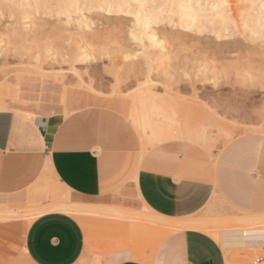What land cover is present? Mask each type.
<instances>
[{
	"label": "rangeland",
	"instance_id": "rangeland-1",
	"mask_svg": "<svg viewBox=\"0 0 264 264\" xmlns=\"http://www.w3.org/2000/svg\"><path fill=\"white\" fill-rule=\"evenodd\" d=\"M127 1L129 12L92 10L93 16L83 8L84 16L79 11L54 15L42 13V9L32 24L44 28L40 35L28 29L17 35L2 18L0 50H4L7 62L0 63V110L32 118L54 117L64 123L97 116L105 137L130 135L140 158L156 143L188 139L197 144L188 145L197 157L196 165L204 176H209L205 166L215 165L217 153L228 145L200 144L245 135L264 136V0H187L181 7L177 0ZM219 1L224 2V18L217 16L222 9ZM198 6L204 15L201 20L206 22L193 27L190 22L197 17L194 13ZM142 10L158 15V20H148L149 28L144 27L143 19L136 20ZM183 13L194 14L186 17L188 27L180 25ZM81 19L91 22L90 27H77L74 23ZM67 20L74 25H66ZM152 34L160 40L165 38L161 42L166 43L167 51L162 59L150 60L152 69L148 71L149 60H143L140 41L135 38L142 36L148 43ZM172 35L180 40H172ZM158 49L156 46L151 50ZM79 50L88 57L71 66L67 58ZM147 76L153 80L150 87L157 103L170 118L168 122L177 128L170 134L154 136L150 124L139 121L140 114L133 109L136 93L149 86L144 83ZM162 119L160 115L151 116V121ZM74 203L81 206L76 205L85 215L80 221L88 230L84 253L76 264H104L105 259L112 254L117 258L123 250H132L135 259L148 260L146 253L153 252L165 236L186 228L154 216L147 207L134 210ZM35 207H0V223L30 220ZM223 213V209L210 204L190 218L210 222L192 228L220 240L224 230L264 228V216L246 223ZM246 216L244 219H248ZM214 217L216 222L211 220ZM1 241L0 264H34L18 241L8 240L6 245ZM251 249L236 253L242 251L253 261L260 252Z\"/></svg>",
	"mask_w": 264,
	"mask_h": 264
},
{
	"label": "crops",
	"instance_id": "crops-1",
	"mask_svg": "<svg viewBox=\"0 0 264 264\" xmlns=\"http://www.w3.org/2000/svg\"><path fill=\"white\" fill-rule=\"evenodd\" d=\"M101 129L97 116L64 123L54 117L0 110V207L32 205L50 210L83 201L134 210L147 207L153 215L178 221L213 204L223 209L224 216L242 221L264 216V136L200 144L228 145L217 153L215 165L205 166L210 174L204 176L188 147L197 144L188 139L156 143L140 158L130 135L108 138ZM49 210L30 220L1 222V242L18 241L34 264H76L88 237L80 221L85 215L78 218L62 209ZM246 215L250 218L243 219ZM257 230L264 228L223 231L228 235L222 236L228 241L224 245L206 231L186 227L165 236L153 252L146 253L148 260L135 259L132 250H123L103 263L264 264V233ZM237 235L244 244L231 240ZM250 247L260 252L253 261L242 251L236 253Z\"/></svg>",
	"mask_w": 264,
	"mask_h": 264
},
{
	"label": "bare ground",
	"instance_id": "bare-ground-1",
	"mask_svg": "<svg viewBox=\"0 0 264 264\" xmlns=\"http://www.w3.org/2000/svg\"><path fill=\"white\" fill-rule=\"evenodd\" d=\"M186 1L187 0H177L178 6L181 7L182 4ZM218 3H219V6H221V7L224 5V2L219 1ZM129 5L130 4L128 3L127 0H0V20L2 18H5L6 21L8 22L7 26L11 29V31H13L14 33H17V35L20 34L21 31H24V29H28V30H31L35 33H39V35H40V33H42L44 31V28L41 25L37 27V25H32V24H33V20H35L37 15L41 13L42 9H44V10H42V11H44L42 13H45V11H48L49 13H52L54 15H56V14H67V13H73V12L79 11L80 16H84V12H83L84 9L89 10L91 12L90 13L91 15L93 14L92 10L93 11L102 10V11L107 12V13H110V12L120 13V12L127 11ZM82 8H83V10H82ZM212 8H214V7H212ZM224 10H225V8L222 7V9H220L217 12V16H218V14L221 15V13ZM201 11H202V7L198 6L195 10V13H194L197 17L194 20H192V22H190L193 27H200L201 25H199V24H202V22H206V21L201 20L202 17L204 16L202 13H199ZM127 12H129V9ZM194 14L190 15V14H184L183 13V15H181L180 25L183 27H188L190 24H188V23L186 24V17L187 16L191 17ZM67 15H69V14H67ZM80 16H78V17L76 16V17L79 18ZM221 17H223V14L221 15ZM140 19L144 20V27L149 28V25H147L148 20L152 19L153 21H156V20H158V15L155 14L154 12H151V11L148 12L146 10H142L141 16L137 17L136 20L139 21ZM212 19H209V20H212ZM207 22H208V19H207ZM64 23L66 25H72L73 24L69 20L65 21ZM92 23H94V22L92 21ZM74 24L80 28L81 27H90L91 22L89 23V22L85 21L84 19H81V21L76 22ZM262 26H264V20L262 21ZM41 28H43V29H41ZM98 29H96L95 32H98L97 31ZM99 31H101V30H99ZM55 32H57V31H55ZM98 34H99V32H98ZM96 35H97V33H96ZM155 36H156L155 34H152L151 42H148V43L143 42L142 36H136V38H135L136 40L140 41V44L142 47V52H143V54H142L143 60H149L147 63L148 71H151V69H152L151 61H156V60L162 59V57L165 56L166 51H167L166 43L161 42L162 40L164 41L165 38L163 37V39L160 40L159 38H155ZM171 39L172 40H180V38H178L174 35H172ZM156 46H158V48H159L157 51L151 50L153 48H156ZM219 50H222V49H219ZM2 51L4 52V50H0V63L4 64L7 62L6 61L7 58L4 55L5 53L3 54ZM84 54H85L84 51L79 50L78 52H75L73 56L68 57L67 60L71 62V64H72L71 66H74V63L76 61L84 60L88 57V55L83 56ZM67 56H69V55H67ZM36 60L38 62V61H40V58L37 57ZM78 75H80V74H78ZM80 76L83 77L82 75H80ZM152 81L153 80L149 76H147L144 83L149 84V86L142 87L136 93L135 98H134L135 101H134L133 109L136 111V113L138 112L140 114L139 121L142 120V122L144 121L145 123L150 124V126L153 130L154 136L157 137V136L162 135V134H170V133L174 132L175 130H177V128H175L174 124L168 122V120L170 118L164 114V108L157 103L155 96L152 92V89L150 87V84ZM153 115H160L163 119L157 120V121L156 120L151 121V116H153ZM143 124L144 123L141 124V128H142ZM76 205L80 206L79 204H76V203H75V205L58 204V205L50 207V210H51V208L52 209L54 208L57 210L62 209L63 211L64 210L66 212L68 211L67 213L71 212V213L76 214L78 218H82V215L79 213V209H81L80 208L81 206L78 207ZM46 209L49 210L48 208H42V207L36 208L33 212V214H34L33 218L36 217L37 214L39 215V213H42V211H45ZM88 211H91V210H88ZM154 216H155V214H154ZM212 217L213 216H211L210 218H212ZM217 217H219V216L217 215ZM242 218L244 219L245 217H242ZM164 219L165 218H162V220H164ZM216 219L217 218L214 217L211 220H213V222H216L217 221ZM228 219L229 218H226L225 220H228ZM234 220H235V218H233V221ZM239 220L240 219L238 218V221ZM240 221H242V220H240ZM209 222H204L203 220L199 221V220H195V219H184V220L175 221V223L180 224L181 226L191 227V228L199 226V224L204 225L205 223H209ZM245 222L247 223V221H245ZM234 223H235V221H234ZM239 230H240V228L235 229V231H239ZM224 231H226V230H224ZM222 232H221V238H222V236H225V237L228 236V235H222ZM233 236H235V235H233ZM226 238H228V237H226ZM231 240H233L234 243H238V244H240V243L244 244V242H245V241H242V236H238V235L236 237L232 238ZM226 241L227 240L223 241L224 245L228 242V241L227 242ZM232 244H233V242H232ZM250 248H252V247H250ZM251 263H254V262H251Z\"/></svg>",
	"mask_w": 264,
	"mask_h": 264
}]
</instances>
